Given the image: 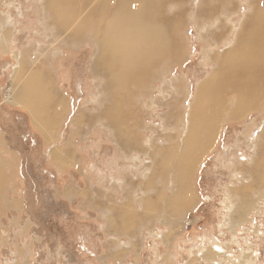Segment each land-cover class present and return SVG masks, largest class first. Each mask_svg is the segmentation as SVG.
Here are the masks:
<instances>
[{"label": "rangeland", "instance_id": "obj_1", "mask_svg": "<svg viewBox=\"0 0 264 264\" xmlns=\"http://www.w3.org/2000/svg\"><path fill=\"white\" fill-rule=\"evenodd\" d=\"M73 1L79 8L87 5L82 15L94 3ZM200 3L170 4V13H181L180 28L175 27L180 58L165 65L141 93L120 103L125 109L119 134L108 124L105 80L92 70L97 41L84 36L76 45L59 43L43 30L42 0H0V264H264V95L259 91L250 107L243 105L235 114L232 97L225 105V91L217 108L223 116L215 120L211 136L188 159L183 157L196 88L215 66L209 56L234 44L249 10L246 0L229 1V13L214 7L227 33L219 44L207 46L201 35L219 19L198 18ZM26 52L32 58L18 72ZM37 67L61 97L55 116L47 112L44 118L52 126L49 133L11 98ZM262 85L263 80L259 89ZM228 108L234 118L227 116ZM57 148L68 149L64 160L54 157ZM256 157L260 166L252 178ZM172 162L181 166L173 168ZM124 178L137 186L130 193L129 222L118 227L115 219L106 222L84 204L83 186H89L87 199L111 193L121 205ZM177 192L182 197L174 206L170 198ZM188 192L196 195L194 209ZM117 208L109 206L106 214L112 216ZM34 213L41 219L34 220ZM236 213L239 221L231 219ZM229 215L232 224L245 223L233 226ZM123 227L136 236L128 237ZM209 251L216 258H208Z\"/></svg>", "mask_w": 264, "mask_h": 264}, {"label": "bare ground", "instance_id": "obj_2", "mask_svg": "<svg viewBox=\"0 0 264 264\" xmlns=\"http://www.w3.org/2000/svg\"><path fill=\"white\" fill-rule=\"evenodd\" d=\"M184 1L186 0H86V4L91 2L93 5L82 15L87 6L85 4L79 8L80 4L75 6L73 0H42L43 30H50V35L55 40L57 39V42L76 45L81 42L84 36L97 41L96 48L98 50L92 70L98 75L101 74L105 80L102 97L108 105V108H105L106 112L108 113L107 110H109L112 116L108 124L119 134L124 129L118 120L124 119L122 112L125 109L120 103L125 104L127 99H130L135 93H141L148 83L160 74L159 72L163 67L165 68V65L176 62L180 58L181 43L176 38L177 36L175 37L177 35L175 27L180 28L181 13L178 10L172 14L168 10L170 4L180 8ZM229 1L232 0H215L217 5L209 7L208 4L213 1L201 0L202 4H197L199 8L195 14L200 19L201 17L206 19L213 15L217 17L216 12L218 11L214 7L224 9L223 11L227 13L232 12ZM263 2L264 0H246L249 10L243 16L235 35L234 44L222 54L214 53L209 56L215 66L212 73H209V77L207 76L208 78H205V81L196 88L195 102L191 106L188 116L190 117L188 119L190 130L182 141L184 159H188L194 152H197L211 136L210 132L220 114L217 108L221 109L222 98L227 94L226 92L230 93L228 96L232 97L236 107L241 108L242 103L252 102L249 95L255 96L259 85L264 80L261 70L264 66V8L261 7ZM217 19H219V24L213 23L216 26L212 30H206L205 35H201L207 46L219 44L224 35L226 36L227 30L223 23H220L224 21L218 17ZM4 35L5 33L1 36L3 40L5 39ZM31 58L27 52L23 53L17 64L18 72L22 69L21 63L24 66L25 63H29ZM36 65H40V63H35ZM42 69L41 67L31 69L33 71L29 72L26 81H23L18 96L14 97V95L11 98L13 103L20 105L30 116L29 118L38 129L49 133L52 126L45 123L44 118L49 116L47 112L55 116L56 109L61 105L59 99L61 97L54 93V89L52 90V82L48 88L49 80L44 77L46 75ZM52 107L53 110L49 111L48 109ZM113 115L116 116L113 117ZM176 117L178 118V116ZM53 124L55 123L53 122ZM53 153L54 156L62 159L67 154L56 149L53 150ZM259 158H255V175H251L252 178L258 174ZM170 164H173L171 165L173 168L181 166L179 162ZM156 168H159V165ZM152 173L157 177L155 171ZM174 177L177 178V175L174 174ZM147 200H145V206L148 205L146 204ZM166 206L170 207L168 204ZM233 217L235 221L240 220L239 213L232 215L231 219ZM122 223L123 225L128 224L126 220L124 222L122 220L118 227L123 226ZM215 247L216 250L221 251L220 247ZM213 253V251H209L207 257L216 258L217 255Z\"/></svg>", "mask_w": 264, "mask_h": 264}, {"label": "crops", "instance_id": "obj_3", "mask_svg": "<svg viewBox=\"0 0 264 264\" xmlns=\"http://www.w3.org/2000/svg\"><path fill=\"white\" fill-rule=\"evenodd\" d=\"M213 4H214V2H213ZM215 6V5H214ZM263 75H264V72H263ZM241 76V75H240ZM263 79H264V77H263ZM201 84V83H200ZM258 91H260L261 92V94H260V96L262 95V97H263V95H264V80H263V85L260 87V89L258 88ZM257 91V93H256V95L259 93ZM230 95V94H229ZM256 95L254 96V95H249V97L251 98V100H252V103L251 104H244V103H242V105H244V107L242 108V109H245V108H248V107H250L252 104H253V102H255L258 98H256ZM224 101H225V105L227 104V102L229 101V97L228 98H225L224 99ZM231 104H234V108H235V114H237V113H240L241 112V110L242 109H240V107H236V105H235V103H232V101H231ZM247 105V106H246ZM239 109V110H237V109ZM230 109L231 108H228L227 109V113H228V111H230ZM233 109V108H232ZM233 111V110H232ZM223 111L221 110V112H220V114H219V116H218V119L220 120L221 119V117L223 116L222 113ZM222 115V116H221ZM230 115V113H228V115L227 116H229ZM237 116V115H236ZM230 117H231V115H230ZM231 118H234V117H231ZM57 150H62V151H66L67 153H68V149H62V148H57ZM55 157V156H54ZM57 159H62V158H58V157H56ZM65 162H67V159H65ZM78 170V169H77ZM123 188L121 189V195H120V190H119V195L122 197V199H123V202L121 203V205L120 204H117L118 203V201L115 199V196L113 195V194H111V193H108V194H106V196L104 195V194H102L101 195V197H104L103 199H98V198H89V199H87V196H88V187L89 186H83V192H84V194H85V199H84V204H86L87 205V207H89V208H91V209H93V210H95L97 213H98V215L101 217L100 219H103L104 221H108L109 223H112L111 222V219H115L114 220V223H117V226H118V224L122 221V220H126V221H128L129 222V218H130V214L132 213V212H130V210L129 209H132L133 208V206H134V200H133V197L131 196V194L130 193H132L133 191L132 190H134V188L137 186V184H135L133 181H132V179H129V178H124L123 179ZM124 185H128V188H125L124 187ZM138 185L141 187V185L138 183ZM97 193L99 194H101L102 193V191L101 190H97ZM134 193V192H133ZM188 194L191 196L190 198H191V201H192V205L190 206L191 208L190 209H194V207H195V205L197 204V200H196V195H195V193H190V192H188ZM175 196H178V197H175ZM175 196L174 197H171L170 199H172V201H173V205L175 206V201L176 200H178V199H180L181 197H182V194L180 193V192H177V193H175ZM143 198L144 197H142V198H139V200L140 201H142L143 200ZM168 198V197H167ZM143 202V201H142ZM111 207V209L114 207V206H117L118 208L116 209V212H114L113 214H112V216H110V215H107L106 214V212L108 211V207ZM121 206V207H120ZM177 207H178V205H177ZM189 209V210H190ZM126 214H125V213ZM131 219H133V217H131ZM134 220V219H133ZM227 220L229 221V223L231 224V225H233V226H235V225H239V224H242V223H245L244 221L243 222H241V223H237V224H232L231 223V220H230V215L228 216V218H227ZM113 223V224H114ZM123 226H125V225H123ZM108 229H110V227H109V225H108ZM124 229V233L125 234H127L128 235V237H132L133 235H134V237L136 236V233L132 230V229H127L126 227H123L122 229H120V230H123ZM217 243H219V242H217ZM213 250V249H212ZM214 252V251H213ZM203 255H204V252L201 254V256H200V259L202 260V258H203ZM217 255V254H216ZM196 258H197V256H195ZM241 258H243V257H241ZM198 259V258H197ZM214 260H212L211 261V263L213 262ZM203 263L204 264H206L204 261H203Z\"/></svg>", "mask_w": 264, "mask_h": 264}, {"label": "trees", "instance_id": "obj_4", "mask_svg": "<svg viewBox=\"0 0 264 264\" xmlns=\"http://www.w3.org/2000/svg\"><path fill=\"white\" fill-rule=\"evenodd\" d=\"M23 189H24V188H23ZM53 209H54V207H53ZM34 211H36V208H32V212H34ZM36 216H39V218L41 219V215H40V214H38V213H34V214L32 215V217H33L34 220H36ZM90 254H92L91 251H90Z\"/></svg>", "mask_w": 264, "mask_h": 264}]
</instances>
